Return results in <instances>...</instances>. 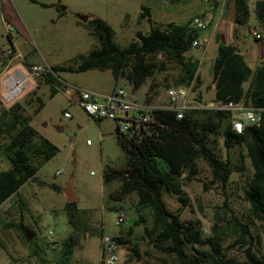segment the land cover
Here are the masks:
<instances>
[{"label": "rangeland", "instance_id": "1", "mask_svg": "<svg viewBox=\"0 0 264 264\" xmlns=\"http://www.w3.org/2000/svg\"><path fill=\"white\" fill-rule=\"evenodd\" d=\"M37 1L47 5L41 6L32 0H2L0 3V48H11L14 55L0 74V108L18 102L21 106L18 112L26 117L39 135L57 147V152L38 167L33 180L22 184L0 203V225L12 222L5 230V248L0 249V264H42L32 251L34 245L42 249L40 254L45 264H53L54 249L47 245V241L50 239L59 243L71 231L63 192L66 185L74 194L77 208L91 209L90 220L93 225L88 232L80 235L81 245L74 249L70 264H98L100 235L118 234L131 226L132 220L137 217L133 209L136 195L132 192L120 199L109 198V194L119 188L120 182L112 180L105 183L104 168H119L126 161L125 152L115 135L116 122L107 118L95 121L88 117L77 103L74 91L68 93L66 88L79 87L101 93L121 87L138 103L144 101L163 105L166 102V88L175 86L180 73L179 65L172 60L164 61L160 53L147 57V60L154 62L155 68L136 89L123 77L113 78L108 69L57 71L60 85L53 95H49L50 84L43 77L37 76L31 77L18 96L9 101L1 98L5 91L4 78L17 68L26 72L33 64L66 65L72 63L77 54L87 53L95 44L94 36L85 26V22L92 17H100L108 23L113 30V41L123 47L135 39L137 30L147 31L146 19L137 18L140 5L148 6L151 20L163 25L169 21L181 23L194 15L201 16L199 12L209 11L211 0H168L169 3H165V0ZM255 1L247 0L248 6L253 8ZM81 15L87 16V20L82 21L79 18ZM159 17L162 18L157 20ZM234 27L242 43L256 46L257 40L249 34L246 24L235 22ZM210 29L206 27L197 30L200 46L191 47L184 53V57L192 56L200 60L198 69L203 80L211 77L214 55L212 43L207 46L205 54L201 55ZM36 96L40 97L43 104L34 112ZM190 96L201 105L208 102V98H202L197 91ZM216 147L221 158H225L226 151L221 138L217 139ZM228 153L232 171L224 188L217 182H210L207 164L198 160L197 174L183 185L188 205L182 206L175 195L168 192H163L161 197L166 207L177 212L182 220H198L203 236L211 234L210 227L213 224L223 225L230 214L247 222L249 234L253 238L251 250L260 255L264 247V223L251 216L249 204L243 198V188L247 185L251 167L243 147L234 146ZM5 167L6 164L0 161V169ZM120 208L127 210L128 219L115 225V212ZM142 215L145 216V213ZM19 221L35 231L26 242L22 241L15 226ZM147 221L146 217L145 223ZM133 228L141 229L142 226ZM20 231L23 232L22 229ZM228 232L227 237L221 241V255L243 262L246 245L234 244L236 233L233 230ZM143 236L142 240L134 242L136 248L141 252L145 246V255H160L151 244L144 242ZM32 239L33 243H29ZM122 246L118 249V258L120 264H125V260H122L129 253L131 245L124 243Z\"/></svg>", "mask_w": 264, "mask_h": 264}, {"label": "trees", "instance_id": "2", "mask_svg": "<svg viewBox=\"0 0 264 264\" xmlns=\"http://www.w3.org/2000/svg\"><path fill=\"white\" fill-rule=\"evenodd\" d=\"M32 1L41 6L47 5ZM233 8L234 20L244 23L249 15L247 0H233ZM253 13L257 21H264V0L255 1ZM143 17L148 22V30H137L135 39L123 47L113 41V30L103 19H88L85 26L94 36L95 44L87 53L74 56L72 63L50 66L52 73L47 72L43 76L50 84L49 95H53L60 85L57 71H84L90 68L108 69L113 78L123 77L136 89L153 72L155 64L147 57L156 53H160L164 61L172 60L179 65L180 73L175 87L190 85L194 90L199 82L198 60L192 56L184 57V53L193 47L192 41L198 36L197 29L190 28V20L181 23L169 21L163 25L156 23L149 16L148 7L141 5L138 18ZM210 73L213 83L211 101H237L242 98L246 105L259 112L258 124H245L240 132H234L230 128L228 113L223 110L190 109L177 118L174 110L152 109L149 111L150 120L144 127L120 132L116 126L115 135L125 152L126 161L119 168L106 166L103 179L105 183L112 180L120 182L119 188L109 194L111 199L135 193L133 209L137 217L132 220L126 233L130 234L133 226L141 224L143 239L147 238L146 242L153 246L156 253L163 255L158 257L160 262L170 257L174 264H264V247L260 255L251 250L253 238L247 222L230 214L223 225L213 224L211 234L203 236L198 220H182L177 212L166 207L161 197L163 192H168L175 195L182 206L188 205L183 185L197 174L198 160L207 164L210 182H217L224 188L232 171L228 151L234 146H241L251 167L247 185L243 188V198L249 204L251 216L264 223V57L251 68L234 45L218 42ZM34 99L36 112L43 102L39 96ZM20 108L18 102L0 108V161L6 164L5 168L0 169V203L22 184L33 180L38 167L57 152V147L39 135L26 117L18 112ZM218 138H221L226 151L225 158L218 153ZM203 187H206L204 183ZM222 205L225 209L224 202ZM65 209L71 231L59 243L53 240V264H70L74 249L81 245L80 235L93 226L90 208H77L73 200L65 203ZM142 213L148 218L147 225ZM11 224L4 222L0 225V249L5 248V230ZM15 226L24 242L27 240L20 229L35 233L21 221ZM228 230L236 233L234 244L246 245L243 262L221 255V241L227 237ZM113 238L120 245L130 242L120 232ZM204 246L207 248L204 249ZM34 247L33 253L45 264L40 254L42 249L36 245ZM130 249L135 256H139L135 244Z\"/></svg>", "mask_w": 264, "mask_h": 264}, {"label": "built area", "instance_id": "3", "mask_svg": "<svg viewBox=\"0 0 264 264\" xmlns=\"http://www.w3.org/2000/svg\"><path fill=\"white\" fill-rule=\"evenodd\" d=\"M210 1V0H204ZM208 16H193L189 21L192 29H205L208 24ZM249 34L256 40H259L260 33L255 24L248 25ZM193 46H199L198 40L192 41ZM12 49L0 48V74L8 66V62L13 58ZM47 72H51L50 66L43 64H33L29 71H22L17 68L9 72L5 78H9L5 83V91L1 94L4 100H12L18 96L21 89L27 86L31 77H43ZM4 78V79H5ZM11 81L19 86L16 92L10 89ZM70 93H75V99L88 117L97 121L103 118L111 119L116 122L120 132H128L130 128L144 127L150 120L149 111L155 108H166L175 111V116L180 118L184 112L196 108H212L223 110L228 113L230 128L234 132H240L245 124H258L260 120L259 112L246 105L242 98L237 101L226 100L223 102H211L201 105L191 98V86H171L166 88V103L161 106H149L140 104L132 100L122 88H115L108 93L101 94L87 89L73 87L68 88ZM64 115L67 113L64 112ZM88 142V140H87ZM128 219V212L125 209H117L114 217V224L120 225ZM50 232H48L49 234ZM51 248L55 247L53 240H48ZM120 244L113 236L101 234L99 237V259L98 264H120L118 258V249Z\"/></svg>", "mask_w": 264, "mask_h": 264}, {"label": "crops", "instance_id": "4", "mask_svg": "<svg viewBox=\"0 0 264 264\" xmlns=\"http://www.w3.org/2000/svg\"><path fill=\"white\" fill-rule=\"evenodd\" d=\"M1 2L2 0H0V3ZM165 3H169L168 0H165ZM139 9H140L139 10L140 12L141 5L139 6ZM248 9H249V15H248L247 20L244 22V24H246L247 28L249 24H252V25L255 24L258 26L260 38L259 40L256 41V46L246 45L239 40L237 30H235L236 28L234 27L236 21L234 20L235 13H234V8H233V0H211L209 4V11L199 12L200 15L208 16L209 20H208L207 27H211L210 32L208 33L205 39V42L202 46L201 55L205 54L207 50V46L210 45L211 43H212V47L214 48V55H215V50H216V46L218 42L230 43L234 45L236 50L243 56L244 60L246 61L249 67L254 68L257 64H259L260 60L264 57V21H257L253 13V8H250L248 6ZM148 10H149V7H148ZM252 17H253V20H252ZM137 18H138V15H137ZM161 18L162 17H159L157 18V20ZM196 40L200 42V39L198 38V36ZM199 46H200V43H199ZM193 47H196V46H193ZM214 55L212 58H214ZM197 60H198V65H199L200 60L199 59ZM197 74H198L199 82L195 90H191V93L194 91H197L199 95H202V98H208L207 104H209L212 102L211 99L213 97V83L211 82V77L208 80H203L200 76V70L198 69V66H197ZM113 89L115 88H112L111 90ZM111 90L102 91L101 94L108 93ZM66 92H69L68 88H66ZM140 104H147L149 106H154V107L161 106V105L151 104V103L144 102V101ZM86 143H87V140H86ZM145 224L147 225L148 222H146ZM138 225H141V224H138ZM138 225H135V226H138ZM120 233L123 237H125L128 241H130L128 244H130L131 246L132 244L136 245V243L134 242H137V240L139 239L142 240V235L144 234L143 228L141 229L133 228L130 234H127L126 230L120 231ZM118 234H112L110 236H117ZM146 239L147 238L143 239L145 243H146ZM120 248H123V246L120 245ZM145 248L146 247L144 246L141 252L137 249L138 254H139L138 257L135 256L130 249L127 256L126 257L123 256L125 259H123L122 262L125 260V264H152V263L154 264H174L170 259L165 262L164 261L160 262V259H158V257H161L160 255L158 256H155V255L152 256L153 254L145 255L147 253L146 251H144Z\"/></svg>", "mask_w": 264, "mask_h": 264}, {"label": "water", "instance_id": "5", "mask_svg": "<svg viewBox=\"0 0 264 264\" xmlns=\"http://www.w3.org/2000/svg\"><path fill=\"white\" fill-rule=\"evenodd\" d=\"M79 18L82 21H86L87 20V16H85V15H81V16H79ZM57 129H58V127H57ZM63 192L65 194L67 202H70V201L74 200V194L72 193V191H71V189H70V187L68 185H66V187L63 188ZM23 233H24V236H25L26 240H29L33 236V233H31L29 231H26V230H24Z\"/></svg>", "mask_w": 264, "mask_h": 264}, {"label": "bare ground", "instance_id": "6", "mask_svg": "<svg viewBox=\"0 0 264 264\" xmlns=\"http://www.w3.org/2000/svg\"><path fill=\"white\" fill-rule=\"evenodd\" d=\"M9 78H5L4 81H7ZM10 89H13V92H16L19 89V86L15 82L11 81L9 85Z\"/></svg>", "mask_w": 264, "mask_h": 264}]
</instances>
